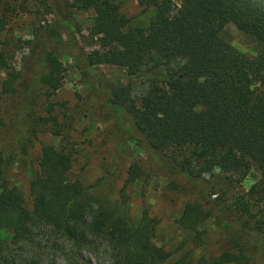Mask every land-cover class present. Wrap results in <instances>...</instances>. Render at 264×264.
I'll list each match as a JSON object with an SVG mask.
<instances>
[{
    "label": "trees",
    "instance_id": "trees-1",
    "mask_svg": "<svg viewBox=\"0 0 264 264\" xmlns=\"http://www.w3.org/2000/svg\"><path fill=\"white\" fill-rule=\"evenodd\" d=\"M126 1L74 0L66 7L94 12L89 64L151 76L138 98L120 77L105 85L110 106L131 121L130 137L175 160L207 197L219 179L240 181L251 165L264 185V0H136L140 10L131 16L122 11ZM229 22L261 43L255 58L220 35ZM47 60L53 67L41 80L57 88L53 74L61 63ZM71 161L70 152L43 144L26 197L7 178L0 151V264H96L92 256L102 252L109 264H187L170 262V252L155 242V216L144 210L135 221L126 187L142 174L136 163L117 190L114 174L87 185L72 177ZM233 204L241 217L237 230L264 233V205L250 204L244 194ZM208 216L201 202H188L177 222L197 238ZM225 226L235 225L227 218ZM234 246L236 252L210 257L212 264L239 263L244 249Z\"/></svg>",
    "mask_w": 264,
    "mask_h": 264
},
{
    "label": "rangeland",
    "instance_id": "rangeland-1",
    "mask_svg": "<svg viewBox=\"0 0 264 264\" xmlns=\"http://www.w3.org/2000/svg\"><path fill=\"white\" fill-rule=\"evenodd\" d=\"M73 1L0 0L4 22L0 27V151L10 183L28 197L30 169H36L43 144L70 152V173L86 185L114 174L119 190L130 165L136 163L142 174L126 187L128 205L136 222L144 210L158 219L154 240L170 252V262L183 258L187 264H212L210 257L236 252L237 241L244 258L239 263L220 264H264V233L237 230L241 217L233 204L244 194L250 204L264 205L261 173L251 165L240 181L221 178L207 197L200 182L180 171L175 160L147 150L137 138L133 140L129 117L110 106L105 85L120 77L138 98L147 90L151 76L131 77L121 66L89 64L86 54L95 43L87 34L94 12L66 7ZM174 2L178 5L179 0ZM139 10L136 0H127L122 7L128 16ZM220 35L249 57L255 58L261 50L255 37L231 22ZM48 56L61 63L53 74L57 88L41 80L53 67ZM6 79L10 87L4 92ZM214 172L219 173L220 168ZM203 177L210 178L208 173ZM194 201L209 212L198 226L201 233L197 238L177 222L185 204ZM227 218L235 226L226 227ZM92 258L96 264H109L104 252Z\"/></svg>",
    "mask_w": 264,
    "mask_h": 264
}]
</instances>
